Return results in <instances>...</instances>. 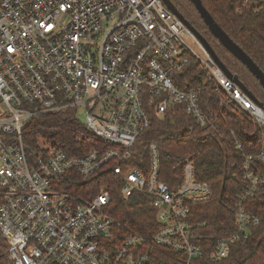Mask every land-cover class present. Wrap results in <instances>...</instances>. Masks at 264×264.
<instances>
[{"label":"built area","instance_id":"1","mask_svg":"<svg viewBox=\"0 0 264 264\" xmlns=\"http://www.w3.org/2000/svg\"><path fill=\"white\" fill-rule=\"evenodd\" d=\"M253 1L264 6V0ZM196 45V52L192 45ZM192 58L221 101L237 105L264 129L255 103L209 55L163 0H0V236L13 264H147L153 248L178 254L179 264L203 255L228 256L258 217L237 203L235 231L203 252L194 242L189 201L211 196L196 179L190 156L174 188L161 180L160 155L149 144L147 167L129 158L156 116L181 108L199 126L214 118L200 108V86L179 88L174 73ZM71 110L101 145L69 154L58 144L24 141L35 116ZM257 158H264V147ZM247 167V164H246ZM110 170L127 197L146 196L157 229L140 234L106 209L109 190L81 197L63 187L72 174L91 179ZM243 198L264 185V173L246 172Z\"/></svg>","mask_w":264,"mask_h":264},{"label":"trees","instance_id":"2","mask_svg":"<svg viewBox=\"0 0 264 264\" xmlns=\"http://www.w3.org/2000/svg\"><path fill=\"white\" fill-rule=\"evenodd\" d=\"M171 1L208 40L225 65L264 102V88L258 79L210 33L194 5L189 0ZM201 1L217 24L264 72V6L243 0ZM174 82L182 89L201 87L200 108L207 117L214 118L213 124L199 126L181 108L171 109L161 116L149 110V127L138 137L128 164L146 168L149 144L155 142L160 155L159 178L174 188L181 179L183 167L178 160L190 156L196 179L207 182L211 188L207 200L189 201L188 220L193 226L194 242L204 253L213 248L218 236L235 231L237 203L259 219L257 225L249 227L246 239L231 245L227 257L212 260L203 255L193 264H264V185L243 198L249 184L246 172L264 173V158H257L264 147V129L237 105L222 102L192 58L174 73ZM39 137L58 144L69 154H84L101 145L86 133L71 110L32 118L25 125L24 141L34 146ZM63 183L65 189L86 198L96 195L105 185L110 194L106 209L114 218L143 235H152L157 229L156 212L146 203V196L135 193L125 197L110 170L91 179L72 174L63 178ZM178 257L172 250L152 248L147 264H179ZM0 264H13L1 236Z\"/></svg>","mask_w":264,"mask_h":264},{"label":"water","instance_id":"3","mask_svg":"<svg viewBox=\"0 0 264 264\" xmlns=\"http://www.w3.org/2000/svg\"><path fill=\"white\" fill-rule=\"evenodd\" d=\"M205 25L208 27L210 33L221 43L234 57H236L241 63H243L247 69L258 79L259 83L264 88V72L253 61V59L236 43L234 40L217 24L208 10L204 7L201 0H189ZM166 7L189 29L195 37L204 46L209 55L214 61L221 67L224 73L232 79L255 103L264 108V102L261 101L238 77L236 73H233L225 63L219 58L213 47L208 40L184 17V15L177 9L171 0H163Z\"/></svg>","mask_w":264,"mask_h":264},{"label":"rangeland","instance_id":"4","mask_svg":"<svg viewBox=\"0 0 264 264\" xmlns=\"http://www.w3.org/2000/svg\"><path fill=\"white\" fill-rule=\"evenodd\" d=\"M192 48L197 52L198 51V48H197V46L194 44V45H192ZM80 121H84V119H85V116H84V114L82 113V114H80ZM38 143H40L41 145H46L47 143H45V141L42 139V138H39V141H38Z\"/></svg>","mask_w":264,"mask_h":264}]
</instances>
